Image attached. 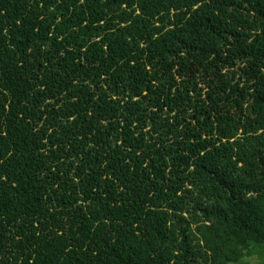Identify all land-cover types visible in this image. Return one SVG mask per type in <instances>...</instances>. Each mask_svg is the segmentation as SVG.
<instances>
[{
  "label": "trees",
  "instance_id": "trees-1",
  "mask_svg": "<svg viewBox=\"0 0 264 264\" xmlns=\"http://www.w3.org/2000/svg\"><path fill=\"white\" fill-rule=\"evenodd\" d=\"M264 264V0H0V264Z\"/></svg>",
  "mask_w": 264,
  "mask_h": 264
},
{
  "label": "rangeland",
  "instance_id": "rangeland-1",
  "mask_svg": "<svg viewBox=\"0 0 264 264\" xmlns=\"http://www.w3.org/2000/svg\"><path fill=\"white\" fill-rule=\"evenodd\" d=\"M247 264H263L259 252H255L254 256L245 260Z\"/></svg>",
  "mask_w": 264,
  "mask_h": 264
}]
</instances>
